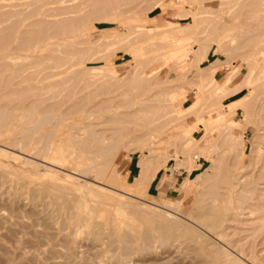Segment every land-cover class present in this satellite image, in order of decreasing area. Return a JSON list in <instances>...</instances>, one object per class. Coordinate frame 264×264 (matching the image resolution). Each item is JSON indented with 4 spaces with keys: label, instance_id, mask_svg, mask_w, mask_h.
I'll return each instance as SVG.
<instances>
[{
    "label": "rangeland",
    "instance_id": "obj_1",
    "mask_svg": "<svg viewBox=\"0 0 264 264\" xmlns=\"http://www.w3.org/2000/svg\"><path fill=\"white\" fill-rule=\"evenodd\" d=\"M10 1L13 2L14 0H0V6L3 3H7ZM25 1L26 0H24V2ZM144 1L145 0H142V1L136 0V3L133 2V6L132 5L130 6L132 2L126 3V4H119L116 6L112 5L113 7L109 6V8H106L104 10H99L95 13L94 12L91 13L92 12V10H90L91 5H87L90 7V8L87 7V10L89 9L88 10V13L90 14L89 16L85 15V13H87L86 10L84 11H82L83 9L81 10L82 12H85L84 15H85V18L87 17V22H86V19L83 18L82 21L85 19L83 21L84 23H81V25L78 24L79 30L77 31L78 36L76 37H78L79 39L77 38L78 41L74 39L75 40L74 46L76 47V49L74 50L75 51L77 50L78 52L79 50H81V52H83L86 49L85 50L86 53L85 51L83 52L86 56L84 57L83 56L84 54L83 55L81 54L82 58L86 59V61H84L83 59H81L80 62L75 60L74 62H78V63L72 62L69 70L73 68L80 69L83 66H84L83 69H87L85 67H88L87 70H89L90 68L91 73L88 74L89 71H87L88 79L91 78L90 79L91 81L93 79L95 82L94 83L95 85L91 84L90 80H88L89 83L88 81L86 82L85 80L86 78L84 79L85 76H83L86 73L82 74V72H80L83 78H81L80 75H78L80 73H77L74 76L71 73L72 74V75L70 74L71 76L75 78L76 76L77 77L79 76L81 78V79L78 78V80L76 81V79L71 77L72 80L70 81L69 79L71 78H69L70 76L69 75L68 80L70 82H67L68 80L66 81V79H64L67 82L66 84L69 83L68 85L72 84V82L76 83L75 84L76 87H74V84L71 85V87L72 86L74 87L73 90L75 92L79 91V89H82L81 88V85H83L82 82L84 84L88 83L92 85V86L89 85V88L92 87L90 88L91 92L89 91L88 93L89 88H86L83 85L82 87H84V89H82V91L80 90L79 91L80 93H76V94H78L79 96H82L83 94H86L85 90H87V94L89 95V97L93 96L95 100H100L102 97L103 99L104 97H107L106 99L110 101L109 96L112 95L111 93L115 91L113 93L115 95L116 91L119 92L120 90L119 92L120 94H117L115 97L114 95L111 97H113L115 100H117L116 97H118L121 100H124L122 98H125V103L127 102L126 100L128 98L133 97L131 95L136 94V92L134 91H132V94H131V91H130V94L128 93L130 90L128 88V85L130 86L129 82L130 83L132 81L134 82V80L131 78V74H132L131 70L136 65H137V69L140 65H141V69L144 68L143 66L144 64L143 62H145L143 60L144 56H146L145 58H148L150 57L149 55L152 52H154V54L156 52L157 54L160 51V49L161 50L163 49L162 48L163 46L165 49H170L171 47H169L170 45L169 43L171 42L170 41L171 37L169 33L163 32L159 35L154 34L153 37H150V38L146 37L145 40H142L143 37L139 38L140 40L137 38V43H136L133 40L134 38L136 40V37H135L136 35L135 36L133 35L135 34V32L145 31L149 34H152L155 32H161L167 29L171 25L175 26V25L187 24L188 22L192 20V18H196L198 22L200 23H197V25L192 27L191 29L192 34L191 33L190 34L191 36L193 35L192 37H197L196 40H198V42L194 41L193 43H191L192 45L189 43H181V45L179 46L173 45L172 48L174 51L178 53V55L174 58L171 57V60L169 58L166 60L164 57L159 58L160 56L157 57V55L154 58L152 57L153 55L152 53L151 55L152 62H150L151 59L149 58L150 60L148 59L149 61L148 65L144 64L146 67L141 70V71L144 70L143 73L140 71V69H138V71L141 72V73L139 72L141 75H143L144 77L148 76L147 78L149 79V82L147 83L146 82L147 79H146L144 83H146V85L148 84L149 85L146 86L145 84H140L138 86L134 84L133 82L131 83V85L134 84L135 86L134 85L130 86V88L131 90L137 89L135 91H137L136 95H138V97L135 96L136 99H132V100L131 98L128 99L130 101L127 103L130 104L131 102H137V101L145 103L144 106L143 105L140 106L141 108H139V111L137 112V114H135L136 116L132 115L131 117V115L125 116L123 114L125 112H129L135 109L136 107H138L139 105L138 102H137L138 105L135 103L133 105L125 104L124 106H122L121 103L123 102L121 100L120 101L117 100V103L119 102V105L121 106H119L117 103L115 104H117L118 106L117 105L114 106L113 103L115 102V100L112 98L113 103L110 101L112 103L110 104L112 106V108H110V111H103V110L100 111L99 110V111L92 113L88 117H82L81 115H79L80 113H62L63 122L60 121L57 124V127L56 125L51 126L52 124H54V122L44 124L42 126L44 129L39 128L38 131H36L37 133L35 132L33 134L32 142L36 143L37 139L40 138L39 135H41L43 132L40 129L48 130L49 128L55 130L56 138H61L67 142H71L72 139L81 135L83 132L82 130L77 131L73 129L72 128L73 124H77V126H80L81 124H83L82 122H84L83 125L84 127L86 126L87 128L89 127V125H86L85 124L86 122L99 123V122H102L105 119V117H107L109 114L118 113L117 115H121L119 116V118L121 119L123 118L126 120L129 119L128 121H125L126 123L122 121L125 124L124 128H127V131H129V133L127 132L123 140H121L120 143H118L117 147L111 150L107 156L108 159L112 158L114 159L112 160L114 163L119 164L117 168H115L114 170L110 172V175L114 176L115 182L117 183L118 188H120L121 190H126V191H129V190L132 191V189L137 188L138 195L146 200H155L159 203H163L165 199L167 201L169 200V202H172L173 205L177 206L176 208L179 211H181V213L185 214L189 218H192L196 211L195 210L196 198H198L201 194H204V192H206L209 189L211 181L215 180L214 177H213L214 179L212 180L210 178L209 180L210 183H207L208 180H205L204 182L203 178H201L200 180L194 181V177L196 174H198L199 172L203 171L206 167H208V165L210 166L211 163H213V161H211L210 159L211 157H214L216 159L217 158L220 159L219 156L221 157V155L223 157L224 156L222 153L223 149L227 147L226 144L223 143V137H224L223 133L218 134V130L216 128H211V133L213 137L205 138V140L207 141L206 148L211 151L210 158L208 155L200 154L198 156V159H195L196 162L200 163V165L195 168L193 167L191 172L188 171L186 167L184 166H180L179 168L175 169L174 167L176 164V160L178 158H182L186 155H189L190 157H192V154L194 152L199 151V148H196V146L200 147V145H202L200 143H199L200 145H194L192 144L191 141L186 142L187 138L185 137V135L190 134V136H193L195 139L198 140V138H200V136L204 132H206L204 129V126L198 125V122H197L198 120L194 117V115H196L197 113L200 114L199 112L202 110L201 114L203 113L202 115L206 119H210L211 115L213 117L216 116L220 112L218 108H221V110L224 113V117L216 118L214 120V125L212 126L217 127L222 122H224V120H226L227 122H230L234 119L236 122L237 121L241 123L244 122L245 125L243 124L241 127L233 128L232 131L235 132L237 135L242 136L244 140V145L242 146L244 147V151H245L243 158H244V162L246 166L249 164V159H251L252 157V153H253L256 140L259 141V143L263 145L262 147H264V140L255 138V135L258 132L262 131V129H260L261 128L260 125L261 126L263 125L264 127V124H262L261 120H259V119H263V122H264V114H262L263 112H261V109L263 108L264 105H263V102L259 104V102L262 101V99L264 98V92L262 90L263 86L261 87V90H260L262 91V93L258 90L260 88L257 89L259 93L256 92L258 93L257 94L258 102H257L256 96L253 97L255 99V101H253L255 102V105H253V107L255 106L254 110L252 109V106H251L253 102H251L249 108H247V110H250L252 113V119L250 123H245V117H246L245 112H243L242 109L240 108L237 109L234 106L240 103L238 101V98L243 97L245 93H247V88L245 86V81H244L246 80L245 77L247 74L245 73L251 68L253 70V67L248 68V63L247 65L243 63V62H246V58H244V55L248 54L247 52H249V50L254 49L256 45L258 46L259 44L262 43L261 41H259L260 43L257 41L260 40V38L262 39V36L264 35V34L259 33L264 28V25H262V21L264 18L263 19L261 18L260 19L261 21L258 19V23L260 22L263 28L261 26H260L261 28H259L258 25L257 26L253 25L254 21L257 24V20H255L254 18L255 17L254 12L256 13V9H257L256 8L257 6L255 7L257 1L256 2L252 1L253 3H255L253 4V3H250L251 0L250 1L240 0L241 2L240 1L237 2L238 1L237 0L236 1L237 3L235 2L232 3V1L229 2L230 0L229 1L227 0L228 4L229 5L231 4L230 8H229V5H226L227 7L225 6V4H227V2L226 3L223 2L225 0H160L159 5L153 8H152V5L154 3V0H151V2L150 0H146L145 2ZM245 1L249 4L246 5ZM26 2H29V1L27 0ZM218 2L219 3L223 2L224 4H221L222 6H220ZM46 4L47 3H41L39 5L40 7H42V9H45L46 6L50 5L49 3L47 5ZM252 4L253 6H251ZM218 5L220 7L217 8ZM223 5L227 8V10L225 9L227 12L224 11V8L222 9ZM249 5L251 6V9L255 7L254 8L255 11L252 12L254 16L252 17L250 15L252 18L249 15H247L248 13L246 12V10L249 11L250 9ZM245 6L246 8H249V9H245ZM184 8H185V11H188V12L191 11V12L190 13L182 12L181 9L184 10ZM219 8L223 10V11L221 10L222 13L217 12L219 11ZM175 9H179L180 13L178 10H175ZM82 12L81 14H83ZM78 13L80 12L78 11L76 14L78 15ZM223 13L225 14L223 15ZM81 14L79 15L80 17L82 16ZM260 15L257 9L256 18H260L261 17ZM39 16L40 14L38 13V11H32L30 16H27V17H25L24 15L13 16L12 20L14 21L18 20L20 22V28H22L24 23L35 20L36 19L35 17L38 18ZM246 17L248 18L250 17L249 19L252 21L243 22ZM262 17H264V15ZM222 18L224 20L227 19L225 20L226 24H223L225 22L224 20L223 22L221 21ZM248 18H246V20L249 21ZM217 20H220V21L218 22ZM129 25H132V26L134 25L133 28L136 30L134 33L132 31L133 29L129 31L130 28L132 27L130 26V28H128ZM80 26L82 27V29ZM256 28L257 30L259 29L261 30L257 32ZM215 29H216V32H214ZM250 29L251 30L255 29L256 33H253L252 31L250 33ZM244 31L247 33L244 34ZM75 32L76 31H74V33ZM72 33H70V35L67 37L69 40H71L70 37H73L76 34V33L75 34L74 33L72 34ZM14 34H16L15 31H14ZM140 34L141 36L144 35V33H140ZM254 34H259V35L261 34V36L259 37L258 35H256V38H255L252 36ZM76 37L74 36L73 38H76ZM251 37L252 39H250ZM247 38L249 39L246 40ZM148 39L150 41L149 43L156 42L157 47H154L155 43L152 44L154 46H150V44L147 43ZM254 39L256 40V43H257V44L255 43L256 45L254 44L255 47L253 45V43L255 42ZM248 41L249 42L251 41L249 45L252 43L251 44L253 45L252 47L248 46L247 45L248 43H245ZM146 43L147 45H145ZM161 44H163L162 47H161ZM164 44H167V46H165ZM262 44L264 45V43ZM140 46L144 47V49L147 47L146 51L148 50L151 51L152 50L151 47H154L155 50L153 49V51L150 53L149 51L146 52L147 54L149 53V55H144V52H142L144 56H142V54H139L141 57L138 56L140 58L138 60L139 61L143 60V62H139L138 60H136L139 62L137 63L135 61L136 56L132 54L131 52H134L133 50H136ZM129 47H131V50L129 49ZM196 47L199 49V51L198 49H196ZM88 48H91V49L89 50ZM148 48H150L151 50ZM193 48L196 49L195 52L197 54L193 58V62H192L193 65L188 66V68L186 69L187 66L182 59L188 58L189 56L193 57L194 55L192 53ZM165 49H163L164 51L163 50L160 51L159 55L161 54V52L164 53ZM87 51L88 53L90 52V54L92 52V55L88 54ZM81 52H79V54ZM262 52H264V50ZM87 54L89 55L90 59L87 58L88 56ZM204 54L206 56L204 57V59H202ZM236 56L240 58L238 59ZM246 56L247 55H245V57ZM256 56H259V55H256ZM234 58H236L238 62L235 61ZM259 59H260L259 62H261V58ZM82 60L83 62H81ZM145 60L147 61V59ZM176 61L178 64H176ZM215 61L217 62V65L211 70V72L213 73L214 77L216 78L218 82H222L226 78L225 76L231 73L232 68L237 70V67L238 66L240 67V68L238 67L239 77L238 79L236 78L237 80L235 79L236 81L232 84V86H230L227 89L223 87L222 89L214 91L213 89H211L209 84L204 85V89L202 90H201V88L203 87V85H201L202 83L201 84L200 83L189 84L190 81L194 82L193 76L196 71V68H201V66L204 67ZM173 62L175 64H173ZM170 63L172 64L170 65ZM250 66H254V63L253 65L250 64ZM76 69H73V70H76ZM257 69L256 71L255 70L253 71H255V74L257 73L258 75ZM115 70H116V73H114ZM252 70L251 72H253ZM157 72L158 74L156 75ZM251 72L249 71V73ZM103 74L104 75L107 74L108 76H112V74H115V76L117 75L120 76L123 74V76L121 78L122 80L118 79V80H121V82L116 80L115 77H112V79H115V83H113L114 80L113 82H111L112 80H110V78L108 79L107 78L108 76H103ZM118 76L117 78H120ZM252 76H255V75H253L252 73ZM52 78H54V80H59V79L61 80L63 76L57 75ZM103 78H105V80L108 79L107 81L110 80V82L113 83L111 84L113 86L117 85L118 83L120 86L118 85L117 87H115V89H112L113 86H110L108 84L109 82L107 84L105 83L102 84V82L105 81ZM98 80L99 81L103 80L101 81V84L99 83V85L100 87L102 86V89H106L107 87L106 91L109 90L108 93L105 92L107 95L100 94L102 91L104 92V90L100 91V88L96 87V86H99V85H96L98 84ZM242 81H244V83ZM257 82H259V80ZM199 84L202 86L201 88ZM93 86H95L94 88L99 89L94 92H96V95L100 94L101 98L98 95L97 97L96 95H93L95 94L92 91ZM2 87L3 86L0 85V89H2ZM123 87H127L129 89L127 91V88L126 89L124 88V90H126L124 92L125 95H123V92L121 90ZM132 87H135V88H132ZM73 90L71 91L73 92ZM97 91H100V93ZM90 93H93V94L90 95ZM126 93H128L127 94L128 97L126 96ZM159 93L162 94V96L163 95L167 96L168 94L171 100H173L172 105L174 106V108H177L178 110L185 109L188 106L196 108L195 109L196 111H194V114L192 113V114L185 115V116L189 115L187 118L186 117L184 118V120L187 119L185 122V123H188L186 124L187 126H184L185 123L181 119H177L176 123L172 121L170 123L169 122L166 123L165 120L162 121L163 123L159 121L160 125L162 123L161 126L160 125L156 126L157 123H156V120H154L156 124L155 126L158 129H155L156 127L150 126L154 123L151 120H153L152 118L156 115L155 108H158L160 104L162 103L161 100L159 99H163V98H161V95L160 97L158 96ZM261 94H263L262 95L263 97L261 96ZM157 96L159 97V99L157 98ZM95 97L99 99H96ZM142 98L144 99L147 98V99L144 100ZM140 99H142V101ZM109 103H108V106L110 107ZM260 106L262 108H260ZM64 108H65V105H62L61 109L59 108L58 111L62 112ZM214 108H216V110H213ZM258 108H260V110ZM257 109L259 111H257ZM2 110H5V109L0 106V112ZM197 110H200V111L197 112ZM253 111H254V114H253ZM121 112H124V113H121ZM259 112H261L263 117L262 115H259L260 114ZM26 113H23L22 114L23 116L17 117L14 120L16 124L15 126L16 131H14L13 134L19 135L17 133L22 131L24 128L32 127L33 119L36 118L38 114L37 112L33 114H29V111H27ZM255 116L256 117L258 116V118L256 119H258V121L261 122V124L255 119ZM27 117H28V120H26ZM131 119L133 120L137 119V120H135V122L134 121L131 122ZM22 121L24 124L21 123ZM235 121H232V123H235ZM256 121L258 122V125ZM120 122L119 123L116 122L114 124L109 123V124H104V125L99 124L96 127L97 128H108V127H116V126L118 127L120 125ZM20 123L22 125H20ZM123 123H121V125L124 126ZM130 123L132 124L134 123L138 129L135 126H132V124ZM177 123L179 125L180 124L183 125V127L181 128V126H179ZM126 124H128V127H126L127 126ZM17 127L19 128L17 129ZM147 127L152 128L154 130L152 134L155 136L154 137L155 144L154 145L152 144L150 147V148H154L152 149L153 152H151L152 150H150L149 152V155L153 156L151 158L152 159L151 163L149 160V167H150L149 171L152 173L151 170H153V173H152L153 175L149 172L150 175L147 174V178H145L144 180L147 182H143L139 186H136L134 183V180H135L136 174L139 172V169H140L138 161L140 160V158L144 156L145 150L149 151V148H146L145 146L146 144L145 138L140 137L139 140L137 138L141 136V134L143 135V131H146L145 129ZM2 129L3 128L0 127V130ZM131 129L134 131H131ZM147 130L149 131V129ZM40 131H41V134H40ZM125 137H127V140L130 143H127V141L124 140L126 139ZM132 137H135L136 141H134ZM4 139L5 137L0 138V142L5 141ZM122 143L124 145H122ZM184 143L185 145H188V148H190V145L192 147L194 146L195 147L194 149L191 148L189 153H184V151L188 152V150L183 149ZM26 148L29 149L28 146H25L23 148L21 145L20 146L18 145V146H15L14 150L12 151L18 152L19 150H23V149L25 150ZM56 150L57 152H55L54 155L53 154L48 155V156L39 155L37 158H32V160L36 162L37 164L36 163L32 164V163L23 161V159L20 160L16 157L14 158V156H11V155L6 156L5 154L4 155L0 154V214H1V218H0V264H77L79 263L78 262L79 259L81 260L80 262H83V264L84 263L86 264H117L118 262L116 263L117 261L116 258L118 256L117 250H119V248L117 247L115 249L114 247L116 246L113 247L111 245H115L116 243L117 244L119 243L120 245L122 243V240L119 237L116 240V242L113 241L115 244L114 243L111 244L110 242L111 238L108 237V234H107L109 229L112 228L115 234H117L120 231L118 228L119 226L120 227L123 226L122 228H126L128 224L135 225V227L137 228H145L147 226L154 224L155 223L154 221H159L160 217H151L149 215L151 214V212L147 210L142 211V210L132 209L131 207L125 206V207H121L120 210L126 211V212L130 211L132 213H127L126 216H124L123 218L116 219L118 214L115 213L116 212L115 210L119 207L112 205V204H105L98 200L91 199V200H88V203L93 205L95 210L91 212V215L88 221H92L94 225L99 224L101 227H106L105 228L106 230L102 235H100L99 238H97L95 237V235L90 233L87 227H84V226L78 227V225L75 224L74 222L75 218L72 216V214H70L69 204L67 205V203H69L70 200H73L76 202L77 199L75 200L73 197H77L76 196L77 194H75L73 191L74 190L76 191L77 188L80 189L81 193L88 192L89 188L86 187L85 181H89V179L90 180L95 179L96 168L89 169V172L87 170L88 173L86 172L87 174L85 173L84 175L71 173V171H74L75 168L77 167L74 157L71 154L67 155L66 153H69V152L66 151V148L63 149V147L61 146L57 147ZM25 151L28 152V150H25ZM64 152H65V155H64ZM112 153L115 155V157L114 155H112ZM225 156L227 158V154H225ZM226 158L224 157L223 159L227 161ZM154 159L157 160L156 163H154L155 162ZM221 159L215 162L219 163L220 161L222 162V164H224L223 166L227 165L224 163L225 161ZM42 160H46L47 162H43ZM195 160H193L192 164L195 163ZM97 162L99 163L98 164L99 166L104 162V159L98 158ZM123 162H125V164ZM228 162L229 161H227V163ZM218 163L216 165L219 166L220 170H218L219 168L217 167L218 168L217 172L220 171L222 176L220 174V176H218L219 179L218 178L216 179H218V182L220 183L221 186L223 187L227 186V190H228L229 189L228 184H230L229 183L230 179L228 180V176H225V172H222L224 168H221L220 166L222 165L221 164L218 165ZM229 163H228V166H230ZM150 164H152V169H151ZM122 165L124 166L122 167ZM166 169H167L168 175L170 173L171 175L166 177L167 180H161V177L159 176L163 175ZM212 172H213L212 170H207L205 173V176H208ZM67 174H70L71 177L67 176ZM226 175L228 174L226 173ZM50 176H53V178H51ZM152 176L153 178H151ZM149 177L150 179L148 180ZM226 180L228 181V183L226 182ZM206 183L209 184L208 187H206L207 186ZM64 185H65V188H64ZM66 185H67V188H66ZM167 185L172 186V189H170V191L168 192H164L163 190L164 188L167 187ZM200 185L202 186L200 187ZM198 192H200V195H198L199 194ZM57 196H60V197H57ZM63 197L64 198L66 197L65 202H64ZM79 198L82 199L81 197ZM68 199L70 200L68 201ZM56 200L58 202H55ZM138 201L140 202L141 200H138ZM56 206H59V207H56ZM2 215H5L7 217L3 216L5 218L2 219ZM16 216H18L17 219L14 218ZM114 221H123V222L118 224ZM200 230L198 231L199 234L202 231ZM204 233L205 234H202V233L200 234L199 237H201V239L199 238V240L197 238L198 235L193 233L194 238L196 236L197 241L193 238L195 241L193 240L194 241L193 242L191 239V242L194 244L197 243V245L205 244L206 247L208 246L206 248L208 250L214 249L216 246L214 243L215 241H213L210 238V234H208L207 232H204ZM211 233L214 234L215 232L211 231ZM193 234H190V235L193 236ZM190 235H187L189 239H190ZM69 236H73V239H71L72 237H69ZM89 237H91L92 239ZM211 241H213V244H211L212 243ZM103 245L105 246L103 247ZM110 246L111 248L115 250L114 252L112 249V252L114 253V255H111L112 252H110L111 251V249H109ZM174 246L175 245H173L171 249L172 250L176 249L174 250L176 252V255L178 254L185 255L187 259L195 255L194 252L189 253L190 250L184 251L182 250V248L179 249ZM69 247L70 248L73 247L75 251H73V249L71 251ZM261 247H262V244H257L255 248V253L252 259L250 260L251 264H264V250H262ZM88 248H91V249H88ZM157 248L159 247L155 248L154 250L155 252L154 251L153 252L144 251L146 254H144V252H142L141 254V252L134 250L136 251L135 252L136 254H134V251H132L133 253L124 255L125 258L131 255L130 260H129V257L128 259H126L129 262L127 264H151V263L156 264L155 263L156 261L153 262L152 260H155L156 258L160 256L166 255L163 253L165 249L162 250V248L161 249L160 248L157 249ZM67 249L70 250V252H68ZM102 249L103 251H107V252H102ZM96 250H98V253ZM90 251L92 254L91 253L89 254ZM179 251L181 253H178ZM183 251L185 252V254L182 253ZM7 252L9 254H7ZM71 252H73L72 253L73 255L71 254ZM93 252H95L94 254L97 253V255H93ZM119 252L121 251L119 250ZM101 253L104 255L105 253H108V254L104 256ZM152 253L154 254L156 253V254L154 255ZM186 253H188V255ZM9 255H11L13 258H10L11 256L8 257ZM74 255H76V257ZM96 256H98L99 258H95ZM82 257H84L86 260ZM93 257L95 261H93L94 260ZM6 258L7 259L10 258V259L6 261L7 260ZM99 259L100 260L103 259V260L100 262ZM193 259L195 260V258ZM194 260L193 262H195ZM197 260L198 262L196 263L198 264L199 263L206 264L203 261V258L200 259L198 257ZM79 264H82V263H79Z\"/></svg>",
    "mask_w": 264,
    "mask_h": 264
},
{
    "label": "bare ground",
    "instance_id": "obj_2",
    "mask_svg": "<svg viewBox=\"0 0 264 264\" xmlns=\"http://www.w3.org/2000/svg\"><path fill=\"white\" fill-rule=\"evenodd\" d=\"M14 1L3 3L0 6V85L3 86L2 89H0V102L2 100V102L0 103V106L5 109V110H2L0 112V127L3 128L2 130H0V136H1L0 138L5 137V139H4L5 141L0 142V154L1 155L5 154L6 156L11 155V156H14V158L16 157L20 160L23 159V161L35 164L36 162H34L32 160V158H37L39 155H42V156H48V155H52V154L54 155L55 152H57V150H56L57 147L61 146V147H63V149L66 148V151L69 152L66 154L67 155L71 154L74 157V160L76 162L77 167L75 168L74 171H71V173L84 175L87 172V170L89 172V169L96 168L95 179H92V180L89 179V181H85L86 187L89 188L88 192H82L81 193L80 189L77 188L76 191L75 190L73 191L75 194H77L76 195L77 197H73L75 200L77 199L76 202L68 199V201L69 200L70 201H69V203H67V205L69 204L70 214H72V216L75 218V221H74L75 224H77L78 227H83V226L87 227V229L90 231V233L95 235V237H97V238H99L100 235H102L105 232L106 227H101L99 224L94 225L92 223V221H88V219L90 218L91 212L95 210L94 206L88 203V200L94 199V200H98V201L105 203V204H112V205L119 207L115 210L116 211L115 213L118 214L116 219L123 218L124 216H126L127 213H132L130 211L126 212V211L120 210L121 207H125V206L131 207L132 209L142 210V211L147 210V211L151 212V214H149L151 217H160L159 221H154L155 222L154 224L147 226L145 228H137V227H135V225L128 224L126 226V228H122L123 226L122 227L119 226L118 228L120 231L118 233L116 232L117 234H115V232H114V230H112V228L109 229L108 232L106 231L108 234V237L111 238V241H110L111 244L116 242V240L119 237L122 240V243L120 245H119V243L118 244L116 243L117 245L115 243H114L115 245H111L113 247L116 246V247H114L115 249L118 247L119 250L121 251V252H119V250H117L118 252L116 251L118 254V256L115 255V256H117V258H116L117 261L115 259L116 263L118 262L117 264L129 263L128 260H126V259H128V257H129V260H130L131 255L126 257V258L124 255H127L129 253H133L132 251H134V250L141 252V254H142V252H144V251L153 252L156 247H159L160 249L162 248V250L165 249L163 251V253L166 254V255H163V256L156 258L155 260H152L153 262L156 261L155 262L156 264H198V263H196V262H198V260H197L198 257L200 259L203 258V261L206 264H251L250 260L252 259L253 255L255 253V248H256L257 244H262L261 249L264 250V147H262L263 145L260 144L259 141H257V140H256V142L254 141L255 146L253 149L252 157H251V159H249V164L246 166L245 162H244V158H243L245 151H244V147L242 146V145H244V140H243L242 136L237 135L235 132L232 131L233 128L241 127L244 124V122L243 123H241L239 121L236 122L233 119L232 121H235V123H232V121L227 122L226 120H224V122H222L219 126H217V127L212 126V125H214V120L216 118L224 117V113L221 110V108H218V110H220V112L214 117L211 115L210 119H206L202 115L203 113L201 114L202 110L201 111L197 110V112L200 111L199 113L201 115L198 113L196 115H194V117L198 120V121L196 120L198 122V125L204 126V129L206 132H204L200 136V138H198V140L195 139L193 136H190V134L189 135L184 134V135L187 138L186 142L191 141L192 144H194V145H200V144H202V145H200V147L196 146V148H199V151L194 152L192 154V157H190L189 155H186L182 158H178L176 160V164H175L174 168L177 169L180 166H184V167H186V169L188 171L191 172L193 167L195 168V167L200 165V163L196 162V160H195V159H198V156L200 154L208 155L210 158L211 151L206 148L207 141L205 140V138L213 137L212 133H211V128H216L218 130V134L223 133V135H224L223 143L226 144L227 147L225 149H223L222 153L224 156L222 157V155L220 154L222 159L220 156H219V158L221 160H224L225 162L224 161L223 162L227 165L223 166L224 164H222V162H220V161H219V163L215 162V161L220 160V159H218V158L216 159L214 157H211L210 159H211V161H213V163L210 162L211 163L210 166L208 165V167H206L203 171H201L195 175L194 181L200 180L201 178H203L204 182H205V180L209 181L210 178H211V180L215 178V180H212L213 182L211 181V183H210V181L209 182L207 181V183H210V186H209V184L206 183L207 186L206 185L205 186L206 187L209 186V189L206 192H204V194L200 195V192H198L199 194L197 193L200 196L198 198H196V206H195L196 211H195L194 215L192 214L193 217L191 215L192 218H189L185 214L181 213V211H179L176 208L177 206L173 205L172 202H169V200L167 201L165 199L166 202L164 201L163 203H159L155 200H146V199H144L138 195V189L137 188L132 189V191L121 190L120 188H118V185L115 182V178H114V176L110 175V172L112 170H114L115 168H117L119 166V164L114 163L112 161L114 159H112V158L108 159L107 156L110 153V151L113 150L114 148H116L118 143H120V141L123 140V138L127 134V132L129 133V131H127V128H124L125 127L124 123H126L125 121H128L129 119L128 120L123 119V118L121 119V118H119V116H121V115H117L118 113L117 114L111 113L107 117H105V119L102 122H99V123L86 122L85 124L89 125V127H87V128H86V126L84 127V125H83L84 122H82L83 124H81V125L79 123L80 126H77V124H73L72 125L73 129H75L77 131L82 130L84 133L81 131L83 135L81 134V135L77 136L76 138L72 139L71 142H67L61 138H56V132L54 129L49 128L48 130H43L44 128L42 126L44 124H47L50 122H54V124H52L51 126L56 125V127H57V124L60 121H62V119H63L62 113H80L79 115H81L82 117H88L92 113L99 111V110L100 111L101 110L110 111V108H112V106L110 104L113 103V100H112L113 97H111V96L114 95L113 93L115 91L111 93L112 94L111 96H109V99L112 103L108 99H106L107 97H104V99H103V97L101 98L100 94L107 95L105 92L108 93V91H109V90L106 91V89H107L106 86H104V87H106V89H102V86L100 87L99 83L101 84V81H103V80H100V81L98 80V84H96V85H99L96 87H99L100 91L104 90V92L102 91L101 93H100V91H97L100 93L99 95L97 94L101 98L100 100H95L93 98V96L89 97V95L87 94V90H85L87 95L83 94L82 96H79L78 94H76V93H80L79 91L80 90L82 91V89H84V87L89 88L90 84H88L89 83L88 80H90L91 78L88 79V74L91 73V70H90V68H89V70H87L88 67H85L87 69H83L84 66L80 69L79 68H77V69L73 68L76 70L71 69L73 71L69 70L72 62L78 63V62H80L81 59L86 61V59L82 58V55L84 54L83 52L86 49L85 50L83 49L84 50L83 52H81V50H79V52H81L80 54L77 50L75 51L74 49H76V47L74 46V42H75L74 39H76L77 41L79 39L78 37H76V36H78L77 31L79 30L78 24L81 25V23H84L83 21L85 19L87 22V17L85 18V15H87V16L90 15L88 13L89 9L87 10V7H89V6H87V5H91V8L89 7L90 10H92L91 13H93V12L95 13L99 10H104L106 8H109V6L111 7L112 5L116 6L119 4H126V3L132 2L130 4V6L131 5L133 6V2L136 3V0L135 1H133V0H31V2H30V0H28L30 3L26 2L27 0L25 2H24V0L23 1L16 0L15 2ZM140 1H142V0H140ZM231 1H232V3H234V2L237 3L240 0H238V1L237 0H230L229 2H231ZM252 1L258 2V4L256 2L255 7L257 6L256 8L259 11V15L261 13V15H260L261 17L259 16L260 18H256L257 9H256V13L254 12L255 7L254 8L252 7L254 10L251 9V6H253V4H255ZM147 2H149V1H147ZM150 2H151V0H150ZM159 2H160V0H154L152 8L157 7L159 5ZM223 2L226 3L227 0H225ZM223 2L222 3L218 2V3L220 6H222L221 4H224ZM41 3H47V4L49 3L50 5L46 6L47 5L46 4V5H44V6H46V8L42 9V7H40V5H39ZM250 3H253L251 6L249 5L250 9L252 11L249 8H246V6H245V9H249V11L246 10V12L248 14L246 12L245 13L249 16L251 15L252 17L255 15L254 18H255V20H257V24L254 21L253 25L254 26L258 25L259 28H261L262 26H261L260 22L258 23V19L260 20L261 18L262 19L264 18V17H262L264 15L263 14L264 13V0H251ZM248 4L249 3L246 2V5H248ZM84 5L86 6V8ZM219 5L217 6V8L220 7ZM226 5H229L228 2H227V4H225V6ZM225 6L223 5V7H222V9L224 8V11L227 10V8H226L227 6L226 7ZM260 6H261V8H260ZM230 7H231V4L229 5V8ZM222 9L219 8V11H217V12L222 13V11H223ZM81 10L82 11L86 10V12L88 14L85 12H82ZM175 10L179 11V9H175ZM181 10H182V12H186V13L188 12V11H185V8H184V10L183 9H181ZM260 10H261V12H260ZM32 11H38L40 16L38 18L35 17L36 18L35 20L28 21V22L24 23L22 28H20V22L18 20H15V21L12 20L13 16H18V15H24L25 17L30 16ZM78 11L80 13H78V15H77L76 13ZM262 11H263V13H262ZM81 12L83 14H81ZM190 12H188V13H190ZM249 12H251V13L254 12V15H253V13L251 14ZM84 13H85V15H84ZM175 13H177V12H175ZM179 13H180V11H179ZM179 13H178V15H179ZM192 13H191V15H192ZM80 14L82 15L81 17L79 16ZM224 14L225 13H223V15ZM189 17H191V16H189ZM83 18H85V19L82 21ZM246 18H248V17H246ZM246 18L243 22H246V21L251 22L252 21L249 18H248L249 19V21H248V20H246ZM223 20L224 19L222 18L221 21L223 22ZM225 20H227V19H225ZM225 20H224V22H225ZM80 21H82V22H80ZM217 21L219 22L220 20H217ZM263 21H264V19H263ZM263 21H262V25H264ZM197 23H200V22H198V20L196 18H192V20L190 22H188L187 24L175 25V26L171 25L167 29H165L164 31L155 32L152 34H149L145 31L144 32H135L136 30L133 28L134 25L133 26L129 25L128 28H130V26H132L129 31H131V29H133L132 30L133 33L135 32V34H133V35L134 36L136 35L135 36L136 40L134 37H133L134 38L133 40L136 43H137V38L139 39V38L143 37L142 40H145L146 37L150 38V37H153L154 34L159 35L163 32L169 33V35L171 37V40H170L171 42L169 43L170 44L169 47H171V48L165 49L163 44H161V47L163 46L162 48L165 49V52L164 53L161 52L160 55H159V53L163 49L162 50L160 49V51L157 54H156V52L154 54V52H152V51H153L154 47H157L156 42H154L155 43V46H154V45H152V44H154L152 41H151L152 43H149L150 42L149 39L147 40V43L150 44V46H154V47H151L152 50L150 48H148L151 50V51H149V50L148 51H149V53L152 52L153 55H152V53L150 55H149V53L148 54L146 53V52H148V51H146L147 47L145 49H144V47H141V46L138 48L136 47L137 49L133 50L134 52H131L136 57H138V56L141 57L139 54H142V56L149 55L150 57L147 56L148 58H145L146 56H144L143 57L144 59L142 58L147 63L143 62V60L139 61L138 60V59H140L139 57L138 58L135 57V61L138 60L139 62H143L144 64L148 65V63H149L148 59L149 58L151 59V60L149 59L150 62H152L151 55L154 58L156 57V55H157V57L160 56L159 58L164 57L166 60L168 58L171 60V57H173V58L176 57L178 55V53L173 50V48H172L173 45L179 46V45H181V43L191 44L194 41L198 42V40H196L197 37H192L193 35L191 36V34H192L191 29H192V27L197 25ZM223 24H226V22ZM76 28H78V29H76ZM212 28H214V27H212ZM81 29H82V27H81ZM259 30H261V29H259ZM259 30H257V28H256L257 32H259ZM262 30L259 33L264 34V30L263 31ZM14 31L16 32V34H14ZM71 31L73 33H74V31H76L75 32L76 34L74 33L75 34L74 36L76 38H73L74 37L73 36V37H70L71 40H69L67 37L70 35V33H72ZM245 31H244V34L247 33ZM251 31L253 33H256L255 29L254 30L250 29V33H251ZM214 32H216V29ZM140 33H144V35L141 36ZM261 34L260 35L254 34L255 36L254 35H252V36L256 38V35H258L260 37ZM263 36H262V39L264 40ZM72 38H73V40H72ZM248 39L249 38H247L246 40H248ZM250 39H252V37ZM262 39L260 38V40H258L257 42L261 41L262 43H264ZM135 42H134V44H135ZM250 42L248 41L245 43H248L247 45L252 47L256 43V40L253 43V45H251L252 43L249 45ZM147 43L145 45H147ZM262 43L259 44L258 46L256 45L257 44L256 43L255 44L256 47H255V45H254V47L257 49H255L254 47L253 48L255 50L252 49L253 51L248 49L249 50V52H247L248 54H245L247 56L245 57V55H244V58H246V62H243V63H245L246 65L248 63V68L253 67V70H255V71L257 68H259V69H257L258 75H257V73L255 74V71H253L252 68L245 73V74H247L245 77L246 80H244L245 86L247 88V93H245V95L243 97L238 98V101L240 102L238 105H234L237 109L240 108L243 110V112H245V115H246L245 123H250V121L252 119V113L250 110H247V108H249L251 102L255 101V99L253 97L256 96V99H257V94L259 93L257 91V89L260 88V89H258L260 91L261 87L263 86L262 90L264 92V52H262L264 50V48H263L264 45ZM76 44H77V42H76ZM164 45L167 46V44H164ZM73 46H74V48H73ZM261 46H262V48H261ZM197 47H198V45H197ZM197 47H196V49H198ZM218 47H217V49H218ZM88 49L90 50L91 48H88ZM129 49L131 50V47H129ZM196 49L193 48V51H192V53L194 54L193 57L189 56L188 58L182 59L187 66V67L185 66L186 69L188 68V66L193 65L192 64L193 58L197 54L195 52ZM198 51H199V49H198ZM236 51H238V50H236ZM250 51H252V52H250ZM142 52H144V55ZM85 53H86V51H85ZM87 53H88V51H87ZM88 54H90V52ZM90 55H92V52ZM256 55H259V56H256ZM83 56L85 57L86 55L84 54ZM205 56L206 55L204 54L202 59H204ZM87 58L90 59L89 55L87 56ZM237 58L239 59L240 57H237ZM259 58H261V62H259L260 61ZM145 59H147V61ZM234 59H235V61H237L236 58H234ZM75 60L78 62H74ZM83 60L81 62H83ZM182 60H181V62H182ZM250 60H252V61H250ZM138 61H136V62L139 63ZM153 61H154V59H153ZM253 63H254V66H250V64L253 65ZM121 64H123V63H121ZM144 64H143V66L145 68L146 66ZM171 64L172 63H170V65ZM173 64H175V63L173 62ZM176 64H178L177 61H176ZM138 65H140V64H138ZM216 65H217V62L215 61V62H212L211 64L206 65L204 67L201 66V68H196V71H195L194 76H193L194 82L189 80L190 81L189 84H193V83H195V84L200 83L201 84L202 83L201 85H203V87L199 84L200 88L202 87L201 90L204 89V85L209 84L211 89H213L214 91L222 89L223 87H225V89H227L230 86H232V84L239 77L238 76V74H239L238 73V71H239L238 67L239 66L237 65L238 66L237 70L232 68L231 73L228 74L227 76H225L226 78L222 82H218L216 80V78L214 77L213 73L211 72V70ZM240 65H241V63H240ZM144 68H142V69H144ZM138 69H140V71L142 70L141 65L138 67ZM138 69H137V65H136L131 70V73H132L131 78L134 80V82L133 81L132 82L138 86L140 84L146 85V83H144V81L147 79L146 82L147 83L149 82V79L147 78L148 76H146V74H145L146 77L141 75L140 73L141 72L143 73L144 70L140 72V71H138ZM251 70L253 72H251ZM87 71H89L88 74H87ZM249 71L251 73H249ZM80 72H82V74L83 73L87 74V75L85 74L83 76H85L84 79L86 78L85 80H86V82L88 81V83L84 84L82 82L84 87H82L83 85H81L82 89L78 88L79 91H77L78 90L77 89L76 90L77 92H75L73 90V88L76 87L75 86L76 83L72 82V84H74V87L73 86L71 87L72 84L68 85L69 83L68 84H66V83L70 82L72 80L71 77H73L75 74L80 73ZM126 72H124V73H126ZM71 73L73 74V76H71L72 75ZM114 73H116V70L114 71ZM252 73L255 76H252ZM82 74L80 73L78 75H80V77L83 78ZM157 74H158V72L156 73V75ZM57 75L63 76V78H61V80L60 79L54 80V78H52V77L57 76ZM68 76H69V78H71V79H69L70 81L68 80ZM103 76H108V75L103 74ZM117 76H115V74H112V76H108L107 78L108 79L110 78V80H112L111 82H113V80H114L113 83H115V79L116 80L121 79L123 74L118 76L120 78H117ZM80 77L76 76V78L75 77H73V78L76 79V81H77L78 78L81 79ZM112 77H115V79H112ZM143 78H145V79H143ZM64 79H66V81L67 80L68 81L66 82ZM97 79H99V78H97ZM103 79L105 80V78H103ZM85 80H83V81H85ZM107 80L103 81L102 84H104V83L107 84L109 82L108 84L110 86H113V85H111L113 83H111L110 80L109 81H107ZM121 80H118V81L121 82ZM258 80H259V82H257ZM244 81H242V82L244 83ZM90 83L95 85L94 84L95 82L93 79H92V81L90 80ZM131 83L129 82L130 86H133L134 84L131 85ZM87 85H88V87H87ZM118 85H119V83L117 85L113 86L112 89H115V87H117ZM148 85H146V86H148ZM79 86H80V84H79ZM90 86H92V85H90ZM130 86L128 85V88L130 90L127 87H123L121 89L123 92V95H125L124 92L126 91V90H124V88L125 89L127 88V91L129 90V92H128L129 94H130V91H131V94H132V91L136 92V94H137V91H135L137 89L131 90ZM243 86H244V84H243ZM94 87L95 86H93L94 90L92 89V91L95 94L90 93V95H92V94L96 95V92H94V91L99 90V89L94 88ZM170 87H172V86H170ZM90 88H92V87H90ZM90 88L88 90V93H89V91L91 92ZM132 88H135V87H132ZM71 90H73V92ZM119 92H120V90H119ZM119 92L116 91V94L114 95V97L117 94H120ZM256 92H258V93H256ZM260 92L262 93V91H260ZM128 93H126L127 97H128V95H127ZM136 94L131 95L134 98L133 97L131 98L129 95L131 100L136 99L135 96L138 97V95H136ZM97 95H96V97H97ZM160 95H161V98H163V99H159ZM262 95L263 94H261V96ZM158 96H157V98L159 100H161L162 103L160 104V106L158 108H155L156 115L152 118L153 120H151L152 122H154V120H156L157 125L154 122L153 123L154 125L153 124L150 125L151 127H156V126L160 125L159 121L162 122L164 120L166 123L167 122L170 123L171 121L176 123L177 119H181L185 123L187 119L184 120V118L185 117L187 118L189 116V115L188 116H185V115L186 114H192V113L194 114V111H196L195 110L196 108L189 107V106L186 107L185 109L178 110L177 108H174V106L172 105L173 100H171V98L169 97L168 94H167V96H164V95L162 96V94L159 93ZM130 98H128V99H130ZM96 99H99V98H96ZM116 99L118 101L121 100L118 97H116ZM122 99H124V100H121L123 102V103H121L122 106H124L125 104L127 105L128 104L127 102L130 101L127 99L126 100L127 102L125 103V98H122ZM142 99H144V98H142ZM142 99H140V100L142 101ZM146 99L147 98H145L144 100H146ZM263 99H262V101H260V99H259V101H260L259 104L261 102H263V105H264ZM117 100H115V102L113 103L114 106H116L117 104L119 105V102L117 103ZM137 102H131L128 105H133L135 103L137 104ZM257 102H258V99H257ZM108 103H109L110 107L108 106ZM115 103H117V104H115ZM142 103H144V102L139 101L138 102L139 105L137 104L138 107H136L135 109H133L129 112H125V113L121 112V113H124L123 115H125V116H129V115H131V117H132V115L136 116L135 114H137V112L139 111V108H141L140 106L145 105V103L144 104H142ZM62 105H65V108L62 110V112H60V111H58V109L59 108L61 109ZM121 105H119V106H121ZM253 105H255V102H253V104H251L252 109L254 110L255 106L253 107ZM261 106H262V104H261ZM261 106H260V108H262ZM257 107H259V106H257ZM260 108H258V109L260 110ZM258 109H257V111H259ZM213 110H216V108H214ZM27 111H29V114H33L35 112H37V114H38V116L33 119L32 127L24 128L22 131L17 133L19 135L13 134L14 131H16V129H15L16 124H15L14 120L17 117L23 116L22 114L26 113ZM261 112H263L262 114H264V106L261 109ZM261 112H259L260 113L259 115H262ZM253 114H254V111H253ZM262 117H263V115H262ZM253 118H254V116H253ZM256 118H258V116L257 117L255 116V119ZM133 119H131V122L132 121L135 122V120H137V119H135V120H133ZM26 120H28V117ZM256 120L258 121V119H256ZM259 120H261L262 124H264L263 119H259ZM116 122H118V123L120 122V125H121V123H123L124 126L119 125L118 127L116 126V127H108V128H97L96 127L99 124H102V125L109 124V123L114 124ZM129 122H127V123H129ZM258 122H257V125H258ZM261 122H259V123L261 124ZM21 123L24 124L23 121ZM21 123H20V125H22ZM88 123H90V124H88ZM140 123H142V122H140ZM162 123H161V125H162ZM130 124H132V123H130ZM181 124L180 125L178 124V125L181 126V128H182L183 125H181ZM186 124H188V123H185L184 126H187ZM126 125H127L126 127H128V124H126ZM198 125H197V127H198ZM132 126H135L137 128V126L134 123L132 124ZM260 127H261L260 129H262V131L258 132L255 135V138L256 139L259 138V139L264 140V127H263V125L262 126L260 125ZM18 128L19 127H17V129ZM39 128H43V129H40L43 132L41 134V131H40L41 135L38 134L40 136V138L37 139L38 142L37 141H36V143L32 142L33 134L36 131H38ZM132 129H131V131H134ZM147 129H149V131ZM155 129H158V128L156 127ZM145 130L146 131H143V135L141 134V136H139L137 139L139 140L140 137L145 138V140H146L145 146H146V148H149V151L145 150L144 156L142 158H140V160L138 161L140 169H139V172L136 174V177L134 180V183L136 186H139L143 182H147L144 180H145V178H147V174L150 175L149 174V172H150L149 171V168H150L149 167V160L151 163V160H152L151 158L153 157V156L149 155V152H150V150L154 149V148H150L152 144L153 145L155 144V141H154L155 136L152 134L154 130L152 128H148V127ZM37 136H35V137H37ZM125 138L126 139H124V140L127 141V143H130V142H128L127 137H125ZM132 139H134V141H136L135 137H132ZM197 142H198V144H197ZM18 145L19 146L21 145L23 148L25 146H28L29 149H27V148L25 149V150H28V152H26L24 149L19 150L18 152L12 151V150H14V147L18 146ZM122 145H124V144L122 143ZM122 145H121V147H122ZM125 145H126V143H125ZM123 147H125V146H123ZM194 147H192L190 145V148H188V145H185V143H184L183 149L188 150V152L184 151V153H189L191 148L194 149ZM151 152H153V150ZM182 152H183V150H182ZM225 154H227V158H226ZM64 155H65V152H64ZM112 155H114V154L112 153ZM114 157H115V155H114ZM224 157L227 159V161L230 162V163L228 162L230 166H228L227 161L225 159H223ZM98 158L104 159V162L99 166H98L99 163L97 162ZM193 160H195L194 164H192ZM42 161L47 162L46 160H42ZM156 161L157 160H155L154 163H156ZM123 163L125 164V162H123ZM217 163H218V165L221 164L223 167L222 166H220V167L224 168L227 171L226 172L224 169L222 170V172H225V176H228V180L230 179V182H229L230 184H228V186H229L228 190H227V186L223 187L218 182V179H219L218 176H220L221 172L220 171H219L220 173L217 172V169L219 168V166L216 165ZM163 164H164V162H163ZM123 166L124 165H122V167ZM150 166L152 169V164H150ZM207 170H212L213 172L211 174H209L208 176H205V173ZM218 170H220V168ZM151 171L153 173V170H151ZM226 173L228 175H226ZM67 176L71 177L70 174H67ZM221 176H222V174H221ZM50 177L53 178V176H50ZM151 178H153V176ZM216 178H218V179H216ZM225 178H227V177H225ZM149 179H150V177L148 178V180ZM224 181H225V179H224ZM226 182L228 183L227 180H226ZM201 186L202 185H200V187ZM62 187H63V185H62ZM60 188H61V186H60ZM64 188H65V185H64ZM66 188H67V185H66ZM195 196H197V195H195ZM57 197H60V196H57ZM79 197H81L82 199H80ZM65 198H64V202H65ZM138 200H141V201L139 202ZM55 202H58V201L56 200ZM57 205H59V204H57ZM56 207H59V206H56ZM3 216H5V215H2V219L7 217V216H5V217H3ZM17 217L18 216L14 217V218L17 219ZM0 218H1V214H0ZM114 222L119 224L123 221H114ZM199 230L201 231L202 234H205L204 232H207L208 234H210V238L213 241H215L214 243L216 246L214 249H212V250L210 249L211 250L210 251V250L206 249L208 246L206 247L205 244H198L197 245V243L194 244L191 242V239H192V241L194 239L196 240V236L194 238L193 233L198 235V237H197L198 240H199V238L201 239V237H199L201 233L200 234L198 233ZM211 231L215 232V233L212 234ZM190 234H193V236H191ZM187 235H190V239L188 238ZM69 237H72L71 239H73V236H69ZM89 238H91V237H89ZM67 240H69V239H67ZM94 241H95V239H94ZM175 241H177V242H175ZM213 241H211L212 242L211 244H213ZM73 242H74V240H73ZM204 242H205V240H204ZM105 245H103V247ZM173 245H175L174 247H176V248H179V249L182 248V250H184V251L190 250L189 253L194 252L195 255H193L191 257L188 256V257H190L189 259H187V257L185 255H182V254L176 255V252L174 251L176 249H174V250L171 249V247H173ZM111 246L109 247V249H111L110 252H112V249H113V248H111ZM159 248H157V249H159ZM68 249H67V251L70 252V250H68ZM70 249L72 251L73 247ZM88 249H91V248H88ZM92 250H93V248H92ZM73 251H75V250L73 249ZM91 251L89 252V254L91 253ZM96 251L98 253V250H96ZM113 251L115 252L114 249H113ZM136 251H134V254H136L135 253ZM180 251L178 253H181ZM184 251L182 252L183 254H185ZM95 252H93V255H97V253L94 254ZM102 252H107V251H103V249H102ZM72 253L73 252H71V254ZM7 254H9V253L7 252ZM106 254H108V253H105V255ZM144 254H146V253L144 252ZM152 254H154V253H152ZM186 254L188 255V253H186ZM102 255H104V254H102ZM111 255H114V253L112 252ZM10 256L11 255H9L8 257H10ZM74 256L76 257V255H74ZM10 258H13V257L11 256ZM82 258H84V257H82ZM95 258H99V257L96 256ZM193 258H195V260ZM9 259H7L6 261H8ZM93 259H94V257H93ZM102 260L99 259L100 262ZM193 260L195 262H193ZM80 261L81 260L79 259L78 262L83 264V262H80ZM93 261H95V259ZM73 262H75V261H73ZM75 263H77V262H75ZM79 263H77V264H79ZM84 264H86V263H84Z\"/></svg>",
    "mask_w": 264,
    "mask_h": 264
},
{
    "label": "crops",
    "instance_id": "obj_3",
    "mask_svg": "<svg viewBox=\"0 0 264 264\" xmlns=\"http://www.w3.org/2000/svg\"><path fill=\"white\" fill-rule=\"evenodd\" d=\"M169 175H171V173L169 174ZM168 175V172H167V169L164 171V173H163V175H160L159 177H161V180H167L166 179V177L167 176H169ZM163 176V177H162ZM170 189H172V186H170V185H167V187L166 188H164V192H168V191H170Z\"/></svg>",
    "mask_w": 264,
    "mask_h": 264
}]
</instances>
